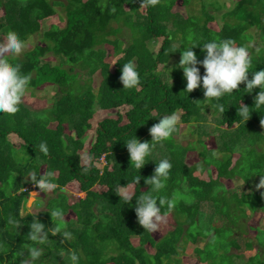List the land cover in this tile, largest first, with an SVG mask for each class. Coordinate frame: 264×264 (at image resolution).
Listing matches in <instances>:
<instances>
[{"label":"trees","instance_id":"obj_1","mask_svg":"<svg viewBox=\"0 0 264 264\" xmlns=\"http://www.w3.org/2000/svg\"><path fill=\"white\" fill-rule=\"evenodd\" d=\"M179 1L186 7L185 15L174 11ZM215 2L0 0V39L9 30L25 42L41 34L19 57L0 56V61L19 64L21 73L31 77L32 92L51 85L57 93L45 110L22 102L15 115L0 113V264H21L22 260L27 264H233L236 255L244 258L233 249L255 250L252 239L264 236V224L250 225L251 218L264 211V188L257 187L264 176V106L254 101L260 89L248 93L242 83L219 100H207L202 88L185 90L183 71L176 67L182 48L198 44L193 50L202 60L200 44L231 38L249 46V78L264 69V0H234L222 14L232 21L223 20L218 29L210 26L216 15L208 10L209 5L213 12L223 8L220 3L214 6ZM56 4L63 7L65 24L43 30L46 20L58 16ZM255 35L263 44L260 51L249 44ZM104 44L113 47L114 56L120 54L114 62L108 61ZM48 54L54 60H48ZM130 61L137 65L140 84L125 89L121 69ZM200 71L203 75V67ZM241 105L249 107L246 121ZM173 112L180 113L177 131L154 142L151 161L136 169L125 143L134 136L150 142L149 128ZM209 113L218 116L214 125L209 123ZM95 116L102 118L93 125ZM189 124L198 126L194 144H199L200 162L194 164L187 163L194 147L175 139ZM212 133L215 149L204 141ZM88 134L93 139L86 156L93 158V165L85 170L82 152ZM42 142L47 144V154L40 150ZM155 154L173 165L166 187L152 193L173 205L171 210L168 205L161 208L171 221L165 224L166 233L160 232L161 227L156 232L144 230L135 214V197L129 205L116 194L119 185L131 184L138 175L137 197L151 192L144 181L161 160ZM101 159L104 164L99 168L96 160ZM31 171L52 172L57 189L54 196L46 197L42 209L22 214L30 191H41L28 178ZM203 172L204 178L200 177ZM73 182L84 196L70 203L65 187ZM228 182L243 188L232 190ZM56 209L64 213V219L51 215ZM70 213L72 217L66 218ZM37 222L49 233L44 243L28 239L30 225ZM201 227L208 231L198 232ZM56 229L58 233L52 235ZM65 232L71 238H65ZM243 233L253 237L241 245L237 237ZM228 239L230 244L224 243ZM187 244L195 246L181 257ZM32 247L43 252L37 260L28 255ZM72 253L77 261L71 260ZM261 254L257 250L245 256L244 263L264 264Z\"/></svg>","mask_w":264,"mask_h":264},{"label":"clouds","instance_id":"obj_2","mask_svg":"<svg viewBox=\"0 0 264 264\" xmlns=\"http://www.w3.org/2000/svg\"><path fill=\"white\" fill-rule=\"evenodd\" d=\"M196 45L198 44L194 43L180 50V60L176 66L183 71L186 80L185 90L188 93L202 88L205 99L219 100L225 94H231L238 90L239 85L243 83L245 85L244 89H247L248 93H251L255 88L260 89L254 101L257 106H264V69L252 72V76L249 78V69L252 63L249 46L238 45L231 38L218 41L212 40L200 44L202 45L201 51L204 53V58L200 60L193 50ZM26 48L25 41L14 31L9 30L6 37L0 39V56L19 57L25 52ZM257 51H260V49H257ZM201 67L204 69L203 75H201ZM30 79L29 75L21 73L19 64L0 61V113L15 115L20 110L19 106L23 97L29 91ZM120 81L125 89H133L140 84V74L135 61L123 65ZM220 110L224 111L222 107ZM240 113L246 118V121L250 116L249 107L241 105ZM179 122L180 116L175 112L161 116L158 122L149 128V134L152 137L150 142H141L135 136L128 140L125 144L130 156V163L134 164L136 169H142L148 161H151L148 160V157L155 147L154 142H161L170 138L177 131ZM261 124L264 125L262 122ZM39 147L44 154L48 153L49 149L46 142H42ZM92 165L93 158L89 156L86 160L85 170ZM172 167L171 161L167 158L156 163L153 175L144 181L145 184L150 185L151 192L148 194L139 197L136 195L135 187L141 179L139 175L134 177L131 184L119 185L116 190V194L123 201V204L131 205L135 197V214L138 223L144 230L158 231L159 225L166 222V218L161 212L162 206L168 205L169 210L173 207L169 199L152 194L159 193L166 187ZM53 175L50 171L42 175L36 171H31L28 178L42 192L52 193L57 189V184L53 181ZM257 187L264 188V176L261 175ZM51 215L61 220L64 219V213L60 209L53 210ZM12 223L16 224L17 227L19 225L17 221H12ZM58 231L59 229L53 230L52 235H56ZM48 236L49 233L45 231L43 223L37 222L30 225L28 235L30 241L44 243L48 240ZM64 236L65 238H71V233L65 232ZM17 255L23 256L24 252H18ZM28 255L32 260H37L43 255V252L41 249L32 247L28 250ZM71 260H78L75 253H72ZM21 264H27V262L22 260Z\"/></svg>","mask_w":264,"mask_h":264},{"label":"rangeland","instance_id":"obj_3","mask_svg":"<svg viewBox=\"0 0 264 264\" xmlns=\"http://www.w3.org/2000/svg\"><path fill=\"white\" fill-rule=\"evenodd\" d=\"M203 1H205V0H200L201 3H203ZM214 1H216L214 6L219 5L217 3L223 4V8L217 10L216 12H213V10H214L213 7H211L210 5L208 6V10L212 14L216 15V18H215L216 21H213L212 23H210V26L218 29L219 26L221 25V23L224 22L223 20L232 21V17L226 16L225 14L222 15V14L224 12H228L231 9V7L233 6L232 3L234 2V0H214ZM230 5H231V7L229 8ZM55 7L59 11L58 12V16L56 18H54V19L46 20L44 22L43 30L45 28L46 29L49 28L51 25H57L59 27H63L64 26L65 17H64V12L62 10L63 7H62L61 4H56ZM190 7H192V6H190ZM174 11L180 12V13L185 15L186 14V7H184L181 4V2L179 1L178 4L174 7ZM124 32H125V30H124ZM250 32H251V34L254 35V33L252 31H250ZM3 38L4 37H2V39ZM40 38H41V34H36L31 39H29V41L25 42L27 44L26 50L30 49L32 47V45L34 43H36L37 40L40 39ZM120 38L125 39V36L124 35H120ZM156 44L157 43H155V46H156ZM249 44L255 50L258 49L259 45H261V46L263 45L256 35L253 38V41L249 42ZM124 47H125V45H123V48ZM103 48L107 52L108 61L114 62L115 59L120 55V54H117V55L114 56L113 47L111 45H109V44H104ZM52 57L53 56H51L50 54L47 55L48 60H54ZM98 84H99V79H97L95 81V86L98 87L99 86ZM54 87L55 86H51V85L42 86L41 88L33 90V92H32L31 89H29V91L24 95L22 102L26 103L27 105H29L32 108L44 109L45 110V108L51 106L53 99L56 98L55 96H56L57 93H56ZM43 97H45V99ZM44 110H40V111H44ZM178 115L180 116V113ZM207 116H208V119H209V123L211 125H214L215 124V120H217L218 116L217 115L213 116L211 113H209V115H207ZM101 118H102V116H100V117L95 116V118L93 120V125H96L97 120H100ZM197 129H198L197 125H194V126H193V124L186 125L184 130H183V132L180 135H177V137L175 138L176 141L179 144L183 145V146L188 147V145H189L190 147H194V151H191L190 153L188 152L189 154L187 156V163H190V164H194L195 162H200V160H199L200 156H199V153H198V150H197L198 147H199V144H198V147H197V145L194 144L195 141H196V138H197V134L194 133V132H196ZM211 135L212 136H210V138H205L204 141H206V144H208L209 149H215L217 147V141L215 140L214 133H212ZM92 139H93V135H89V134L88 135H84V143H85L84 149L85 150L82 152V155L84 157V160H83L84 164H86V160L88 158L86 156L88 154L86 151L90 147ZM215 145H216V147H215ZM156 154H155V156L157 157V159H159L161 156H157ZM102 159L101 160H96V165L99 168H102V166L104 164ZM205 175H206L205 172H203L202 174H200V177L204 178ZM242 185L240 187H237V186H234L232 182H228L227 183V186L230 187V189H232V190L238 189V188L241 189V188H243ZM96 188L99 189L100 187H96ZM65 193L67 194L70 203H73V202L77 201L79 198H82L84 196V193L79 190L78 183H76V182L68 184L65 187ZM54 195H53V193L42 192V191H39V190H36V189H32L30 191V193H29V197L27 198V200L24 203V206L22 207V214H26L27 212H32L34 210L42 209L47 203L46 200H45L46 197H49V196L52 197ZM70 217H72V213H70V214H68L66 216V218H70ZM252 219H254V220L252 221V223L250 225H252V226L259 225L261 227L264 224V211H259L255 215V218H251V220ZM169 222H171L170 219H167L166 222H163L162 226L159 225V227H161V229H162L160 231L161 233H166V230H169V228L165 225V224L168 225ZM210 222L213 223L212 221H210ZM197 231L203 233V232L208 231V229L205 230V227H201V228H198ZM251 232L253 234L255 232L257 233V231L255 229H252ZM243 234H244L243 236L239 235L237 237V239H238L237 241L241 245H243V242H245L246 239H248L250 236L253 237V235L251 233L250 234L247 233V235H245V233H243ZM255 237L256 238L252 239V241L254 242L255 250L247 251V250L244 249L243 246H240L239 251H237L236 249H233L232 251L236 252V253H241L244 256V258H245V256L248 257V256L254 254L257 250H259V252L262 253L261 256L264 257V236L255 235ZM218 239H224L225 240L226 238H223L221 236ZM258 239H259V242H258ZM205 241H206V239H205ZM230 242H231V240L228 239L224 243L230 244ZM259 243L262 244V245L259 246L258 245ZM194 246L195 245H192V244L188 245L187 244L186 248H185V251H181L180 252V256L182 257V255L184 256L185 254L191 253V251H192ZM148 248L150 250V247H148ZM216 250H218V249H216ZM244 258L238 257L236 255L234 257V259H233L234 260L233 264H245L244 260H243ZM248 264H250V263H248Z\"/></svg>","mask_w":264,"mask_h":264}]
</instances>
